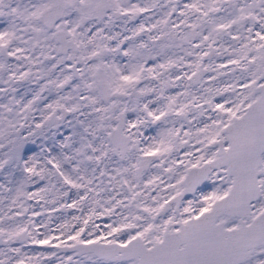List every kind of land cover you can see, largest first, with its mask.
<instances>
[{
    "label": "snow or ice",
    "instance_id": "6c2138e0",
    "mask_svg": "<svg viewBox=\"0 0 264 264\" xmlns=\"http://www.w3.org/2000/svg\"><path fill=\"white\" fill-rule=\"evenodd\" d=\"M0 264H264V0H0Z\"/></svg>",
    "mask_w": 264,
    "mask_h": 264
}]
</instances>
